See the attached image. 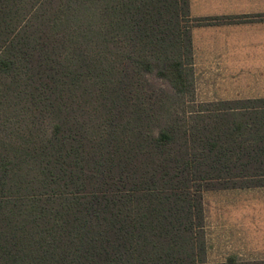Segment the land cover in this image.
Segmentation results:
<instances>
[{"label": "trees", "instance_id": "1", "mask_svg": "<svg viewBox=\"0 0 264 264\" xmlns=\"http://www.w3.org/2000/svg\"><path fill=\"white\" fill-rule=\"evenodd\" d=\"M189 4L0 0V264H209L203 193L264 185V98L196 102Z\"/></svg>", "mask_w": 264, "mask_h": 264}, {"label": "crops", "instance_id": "2", "mask_svg": "<svg viewBox=\"0 0 264 264\" xmlns=\"http://www.w3.org/2000/svg\"><path fill=\"white\" fill-rule=\"evenodd\" d=\"M189 3L190 17L199 21L191 30L193 67L198 82L214 84V90L219 85L239 84V88L227 87L231 91L217 96L216 100L220 101L264 98V0H189ZM216 92L224 91L218 88ZM209 192L213 197V218L221 219L222 213H226L225 226L230 228L226 235H231L227 244L230 264L246 260L248 245L256 255L261 245L260 257L264 258V227L258 223L264 216L256 214L264 212V200L255 202L252 213L245 214L250 208L246 196L263 195L264 185ZM229 195L235 197L230 203ZM229 217L232 221H228Z\"/></svg>", "mask_w": 264, "mask_h": 264}, {"label": "rangeland", "instance_id": "3", "mask_svg": "<svg viewBox=\"0 0 264 264\" xmlns=\"http://www.w3.org/2000/svg\"><path fill=\"white\" fill-rule=\"evenodd\" d=\"M193 51V50H192ZM193 60V57H192ZM192 67H193V61H192ZM195 77V78H194ZM193 79H194V97L196 99V102H209V101H220L216 100L217 96L220 95H226L225 92L231 91L227 89V87H234V85L239 88V84L234 85H219L217 87L223 90V93H218L216 90H214L215 85L214 84H208L207 82H198V79L196 78L194 74V67H193ZM204 81H208V78H202ZM196 80V81H195ZM154 83L156 85H159L160 82L158 80H154ZM163 86V85H161ZM224 88H226L224 90ZM213 91H212V90ZM211 90V91H210ZM213 99H209L212 98ZM209 191H206L203 193V207H204V217H205V239H206V256L207 261L209 264H230L231 260L229 259L231 257L230 254V248H228V243L231 241V235H226V231H229L230 228H226V222L224 215L226 213H222L221 219L215 220L213 218V212H212V196L209 195ZM235 199L234 196L229 195L228 196V202L230 203ZM246 199H248V204H250L249 212H246L245 214H251L252 205L257 204L260 199L264 200V194L263 195H254L249 194L246 196ZM221 201H224V197L221 198ZM248 206V207H249ZM264 210V208H263ZM256 214H262L264 216V212H259ZM216 222H215V221ZM228 221H232V219L229 217ZM259 226L262 225L264 227V217L261 220L259 218ZM260 238V234L258 235ZM256 239V237H255ZM252 240V236H251ZM254 240V238H253ZM260 246L258 247L259 253L256 255V251L253 250V247L251 245H248L246 257L243 260V263H239L237 261L233 262L235 264H264V258H261V252H260ZM248 258V259H247Z\"/></svg>", "mask_w": 264, "mask_h": 264}]
</instances>
